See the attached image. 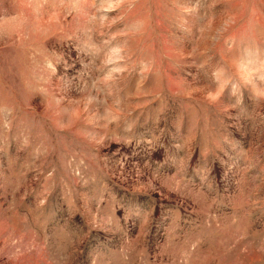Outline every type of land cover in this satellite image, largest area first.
<instances>
[{"label": "rangeland", "instance_id": "1", "mask_svg": "<svg viewBox=\"0 0 264 264\" xmlns=\"http://www.w3.org/2000/svg\"><path fill=\"white\" fill-rule=\"evenodd\" d=\"M0 264H264V0H0Z\"/></svg>", "mask_w": 264, "mask_h": 264}]
</instances>
